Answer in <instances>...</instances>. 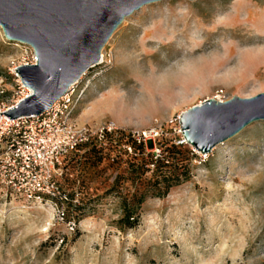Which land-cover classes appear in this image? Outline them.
<instances>
[{
  "label": "rangeland",
  "instance_id": "rangeland-1",
  "mask_svg": "<svg viewBox=\"0 0 264 264\" xmlns=\"http://www.w3.org/2000/svg\"><path fill=\"white\" fill-rule=\"evenodd\" d=\"M235 2L159 0L124 19L105 45L106 61L78 84L76 119L92 127L115 122L121 140L156 128L163 137L136 141L133 152L127 146L87 151L71 164L73 176L63 185L81 192L68 215L75 230L0 192V264H264V119L214 147L219 150L203 154L181 144L182 112L210 98L264 93V68L243 82V67L227 53L234 44L263 45L264 33L254 25L244 37L208 32L230 18ZM0 29V76L12 84V60L32 49L16 46ZM171 140L179 144L173 163L141 167L153 154L166 155ZM140 143L144 154L135 149ZM125 205L139 215L136 227L119 222Z\"/></svg>",
  "mask_w": 264,
  "mask_h": 264
},
{
  "label": "water",
  "instance_id": "water-1",
  "mask_svg": "<svg viewBox=\"0 0 264 264\" xmlns=\"http://www.w3.org/2000/svg\"><path fill=\"white\" fill-rule=\"evenodd\" d=\"M154 1L159 0H0L5 36L30 43L38 57L37 65L17 68L34 95L4 113L13 119L51 108L73 82L102 61V48L124 19ZM258 118H264V93L235 95L225 102L211 98L179 117L185 140L203 153Z\"/></svg>",
  "mask_w": 264,
  "mask_h": 264
},
{
  "label": "built area",
  "instance_id": "built-area-1",
  "mask_svg": "<svg viewBox=\"0 0 264 264\" xmlns=\"http://www.w3.org/2000/svg\"><path fill=\"white\" fill-rule=\"evenodd\" d=\"M37 62L35 51H26L21 60L11 62L14 83L9 84L0 76V192L7 198L45 210L54 224L67 221L75 230L77 221L68 215L70 209L78 207L81 192L79 188L69 191L63 185L68 175L73 176L69 172L71 164L87 151L108 153L114 145L127 146L133 152V145L121 143L123 132L115 122L97 127L78 123L75 115L79 103L75 97L77 83L41 114L13 119L6 115L4 112L32 94L21 81L17 68ZM163 135L164 131L156 128L128 132L126 137L141 142ZM185 142L182 139L181 144ZM157 151L161 155V148Z\"/></svg>",
  "mask_w": 264,
  "mask_h": 264
},
{
  "label": "bare ground",
  "instance_id": "bare-ground-1",
  "mask_svg": "<svg viewBox=\"0 0 264 264\" xmlns=\"http://www.w3.org/2000/svg\"><path fill=\"white\" fill-rule=\"evenodd\" d=\"M262 3H264V0H236V2L233 5V11L231 13V16H229L230 18H221L220 20L216 21L214 23V25L211 27V29H209L210 31L207 30L209 32V35L213 36L215 34V31L223 30V31H226V33L233 35L235 37H240V36L244 37V36L248 35L250 31H252L250 26L252 27L253 25L255 26L256 30L264 33V6L262 7ZM250 4H252V5H250ZM243 9L246 10V16H244V18L241 17V13H242ZM0 28H2L1 25H0ZM2 31H3V35L5 36V32H4L3 28H2ZM146 36H149L148 32L146 33ZM260 37L264 39V35H261ZM13 43L20 48L22 47L21 46L22 43L27 44V46H30L34 50V47L30 43L21 42L18 40L13 41ZM201 43L202 42H192V46H197V45H200ZM245 43L249 44V41L246 40ZM104 48H106V46H104L102 48V51H101L102 61L92 65V67H94L98 64L104 63L106 61L107 48L105 49V51H103ZM227 53L229 54V58H232L233 56H235V58H236V59L234 58L235 59V66H237V67L242 66L243 67V70H244V75H243L244 81L243 82L248 81L250 77H256L257 75H259V76L261 75V69L264 68V44L263 45H256V44L249 45L248 47H246L244 49H239V47H237L234 44L233 46L228 47ZM225 56L228 57V55H225ZM226 60H228V59L226 58ZM37 64H38V62L34 63V65H37ZM197 70L200 71V69H197ZM194 72H196V71H194ZM199 73H201V72H199ZM86 74H87V71H85L78 80L75 79L76 81L73 82L72 85L74 83H77V85H78L80 83V81L84 78V75H86ZM184 74H182L183 77H185ZM188 75H191V74H188ZM192 77L193 76H191V78ZM178 78H180V77H178ZM21 81H22V78H21ZM243 82H242V84H243ZM24 86L29 88L32 91V94L34 95L35 89H33L30 86H27L25 84H24ZM100 97H102V96H100ZM220 102H222V101H220ZM95 103L96 102H94V101L92 102V104L89 103L84 108V114L88 113L89 110H93V107H95ZM202 105H203V102H201L195 106H202ZM193 107H191V108H193ZM190 109H188L186 111H189ZM186 111H184V112H186ZM182 113H181V115H182ZM262 119H264V118H258V119L252 120L249 122V124H251L252 122L258 121V120H262ZM181 128H182V125H181ZM182 133H183V130H182ZM191 145L194 148H196L198 151L203 153L202 150H199L195 146V144H191ZM215 150H219V146H217L216 148L213 149V151H215Z\"/></svg>",
  "mask_w": 264,
  "mask_h": 264
},
{
  "label": "trees",
  "instance_id": "trees-1",
  "mask_svg": "<svg viewBox=\"0 0 264 264\" xmlns=\"http://www.w3.org/2000/svg\"><path fill=\"white\" fill-rule=\"evenodd\" d=\"M126 138H122V140H120V141H123L124 139H126L123 141V143H131L133 146H135V142H133V140L131 138H128V137H126ZM164 144H165V148H164L163 152H166V155L162 156V158H159V156L154 158L155 154L150 156V154L148 153L147 156L148 157L150 156V158H148L147 160H143L141 162V167L144 168V166H147L149 164H154L155 167L157 169H159V168L166 167L167 162H170V161L172 162V160L176 158V155L179 154V151L177 150L178 149L177 147L179 146V144H177L173 140H171L170 142L166 141ZM112 146H114V145H112ZM135 149H138L139 153L144 154L142 143H140L137 147H135ZM100 154H103V152ZM143 170H145V169H143ZM139 220H140L139 215H136L135 210L131 209L127 205H125L124 214L119 220L121 225L133 228L139 224Z\"/></svg>",
  "mask_w": 264,
  "mask_h": 264
}]
</instances>
